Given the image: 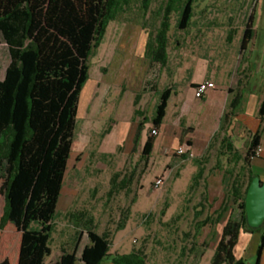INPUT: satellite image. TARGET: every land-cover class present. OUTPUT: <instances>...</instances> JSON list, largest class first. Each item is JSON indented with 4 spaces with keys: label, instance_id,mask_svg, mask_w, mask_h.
<instances>
[{
    "label": "trees",
    "instance_id": "1",
    "mask_svg": "<svg viewBox=\"0 0 264 264\" xmlns=\"http://www.w3.org/2000/svg\"><path fill=\"white\" fill-rule=\"evenodd\" d=\"M134 0H0V45L6 43L11 63L3 79L0 78V183L5 198L1 229L12 224L21 233L18 264H46L52 255L50 244L55 232L58 204L62 197L66 175L73 153L79 108L83 89L89 79V59L93 50L103 42L111 22L125 12ZM197 0H168L160 11V26L147 45L151 63L168 68L172 16L179 13L178 30L190 28ZM153 0H142L143 11L150 12ZM251 30L246 32V41ZM246 44V43H244ZM159 100L151 119L144 112L136 114L138 121L134 138V151L144 142L141 160L145 167L153 156L157 136L167 117L173 87L163 91L154 89ZM140 97H138V100ZM240 98L232 103V111L222 120L225 124L239 107ZM260 119L264 123V100ZM150 133L147 136L148 128ZM263 126L248 143L246 156L241 154L228 136H214L208 154L221 140L219 158L214 171L223 172L226 200L218 211L220 217L233 202L239 216L231 218L224 227L216 247L212 264H248L237 259L235 249L242 232H261V242L256 264H261L264 254V227L249 228L246 219L247 192L257 177L251 169V160L257 157L261 146ZM193 132L184 127V134ZM191 148L192 143H188ZM186 157V156H184ZM227 157L226 163L223 158ZM196 161L198 172L190 187H201L206 179L204 162ZM243 163V166L240 164ZM240 166V167H239ZM145 172V171H143ZM248 174V176H247ZM113 180L114 190L117 179ZM127 185H123L125 190ZM209 196L196 207V219L205 216ZM168 208V206H167ZM165 212H163L164 214ZM130 209L123 214L117 230L126 227ZM88 235L89 244L84 248V264H149L146 248H135L130 254H111L113 233L99 232L95 218L86 212L70 215ZM149 219L148 217H144ZM81 223V224H78ZM214 223V215L196 222V233H187L191 245L183 248L181 256H194L199 260L207 243L200 245V230ZM77 251L63 250L57 264H76ZM181 263V262H180ZM0 264H11L5 259Z\"/></svg>",
    "mask_w": 264,
    "mask_h": 264
},
{
    "label": "rangeland",
    "instance_id": "2",
    "mask_svg": "<svg viewBox=\"0 0 264 264\" xmlns=\"http://www.w3.org/2000/svg\"><path fill=\"white\" fill-rule=\"evenodd\" d=\"M167 1L153 0L150 12L146 14L142 0H134L111 22L103 42L90 56L89 79L81 95L73 153L50 244L52 255L46 264H57L63 250L74 252L73 238L81 235L76 264H82L80 258L89 243L88 235L70 217L79 212L94 217L99 232L113 233L111 254H128L134 248L144 247L149 264H212L219 238L214 237L211 230H205L198 239L200 245L207 243L206 248H201L204 254L199 260L195 255L183 258L181 254L183 248L192 243L186 234L195 233L196 207L204 201V196L208 195L213 204L211 208L207 206L205 216L213 214L226 198L222 172L213 170L217 165L215 155L219 145L204 162L206 179L201 182V187L192 191L190 187L198 172L196 161L203 151L196 148V154L191 148L193 156L181 157L179 150H187L189 146L182 143L174 132L179 129V122L188 120L189 127L196 130L194 140L202 143L217 127L215 106L208 105L199 110L191 103L179 115L181 105L174 97L169 103L158 146L147 167L141 160L144 142L138 152L134 151L138 121L144 119L136 114L137 110L144 112L149 119L153 117L159 100L155 88L163 91L174 86L181 95L179 100H184L188 93L184 83L196 69L192 54L195 43L183 40L177 31L179 13L172 16L168 68L151 63L147 57V45L160 26V11ZM215 1L217 9L225 7L226 0ZM219 21L217 19L216 24ZM259 33L263 36V26ZM10 63L9 48L3 43L0 45L1 79ZM189 93L194 95L195 91ZM117 175L120 177L116 183L118 186L110 196ZM163 177L165 186L156 189V181ZM123 185H127L125 190ZM4 207L0 183V225ZM129 209L131 214L126 227L117 230L123 214ZM231 215L232 212L229 217ZM148 216L149 223L143 227L142 220ZM21 239L22 235L14 225L9 224L4 230L0 227V262L8 258L11 264H18ZM260 242L261 232L243 234L236 255L257 256Z\"/></svg>",
    "mask_w": 264,
    "mask_h": 264
},
{
    "label": "crops",
    "instance_id": "3",
    "mask_svg": "<svg viewBox=\"0 0 264 264\" xmlns=\"http://www.w3.org/2000/svg\"><path fill=\"white\" fill-rule=\"evenodd\" d=\"M215 4V0H197L194 9V21L190 28L177 30L183 40L187 39V42L195 43L192 54L193 65L196 69H193V75L184 83L188 90L184 100H179L181 95L175 91L174 86H169L173 87L174 90L170 102L175 97L178 98V103L181 105L179 115L191 103L193 106L197 105L199 110L205 109L208 105L215 106L217 127L202 143H197L193 138L196 134L195 128H191L193 132L184 134V127L190 128L188 120L184 119L179 122L181 123L180 127L174 132L175 135L180 136L182 143L185 142L188 145L191 142V148L195 150L196 154L197 149L203 151V155L198 157V160L210 155L213 150L209 154L208 152L214 141V136L220 133L222 138L228 136L245 157L251 138L260 131L262 126L264 128V123L262 124L260 119L261 105L264 100V34L261 36L259 33L262 26L264 29V0H226L225 7L220 10L215 7ZM217 19L220 20L218 24H216ZM219 24L221 27H216ZM249 29L251 30V38L246 41V32ZM178 42L180 43V41ZM205 81L213 82L215 89L211 90L204 99H198L195 94L190 95L189 92L193 91L194 86ZM236 98H240L239 107L236 110L233 109L234 113L222 131V120L227 112L232 111L231 106ZM251 107H253V111ZM161 132L162 129L157 136L155 149L158 146ZM220 142L221 140L213 148L215 149L216 145H219L217 155H215L217 161L221 158L219 155ZM260 149H262V153L251 160L250 170L264 182V130ZM223 159L226 161L227 157ZM240 166H243V163ZM225 200L226 198L221 201L220 206L213 214L203 216L199 220L196 219L195 215V233L197 221L205 220L208 216L214 215V223L202 228L200 236L205 230H211L210 232L213 231L214 237L219 238L220 241L229 219L239 216L238 208L233 202L229 203L227 208L229 211L224 213L223 218L216 214L224 205ZM206 205L210 208L213 207L209 201ZM231 212L232 215L229 217ZM233 214L234 216L238 214V216L233 217ZM148 223L149 219L143 218L141 225L144 227ZM250 233L252 232H242L240 240L243 234ZM81 239L82 235L73 238L74 248H79ZM236 257L246 260L248 264H256L257 261V256L253 257L252 255L250 257H238L236 255ZM104 264L113 263L106 261ZM261 264H264V254Z\"/></svg>",
    "mask_w": 264,
    "mask_h": 264
},
{
    "label": "water",
    "instance_id": "4",
    "mask_svg": "<svg viewBox=\"0 0 264 264\" xmlns=\"http://www.w3.org/2000/svg\"><path fill=\"white\" fill-rule=\"evenodd\" d=\"M246 219L252 230L264 227V182L255 177L246 197Z\"/></svg>",
    "mask_w": 264,
    "mask_h": 264
},
{
    "label": "built area",
    "instance_id": "5",
    "mask_svg": "<svg viewBox=\"0 0 264 264\" xmlns=\"http://www.w3.org/2000/svg\"><path fill=\"white\" fill-rule=\"evenodd\" d=\"M213 89H215V84L211 81H205L193 87V91H195V95L198 99H204L208 95V93ZM152 134L158 135L159 133L157 131H152ZM261 153H262V149H259V151L257 152V156H260ZM178 154L181 157H184L187 156L188 154L193 156L194 153L191 148H188L187 150L181 148ZM165 184H166V180L163 177L156 181L155 187L156 189H162L165 186Z\"/></svg>",
    "mask_w": 264,
    "mask_h": 264
}]
</instances>
